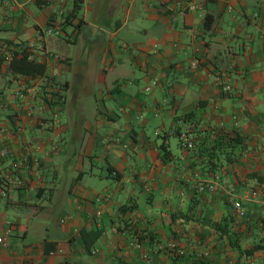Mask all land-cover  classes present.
Here are the masks:
<instances>
[{
	"label": "crops",
	"instance_id": "0c3cea01",
	"mask_svg": "<svg viewBox=\"0 0 264 264\" xmlns=\"http://www.w3.org/2000/svg\"><path fill=\"white\" fill-rule=\"evenodd\" d=\"M189 1L198 8L183 16L179 5ZM0 6V124L13 130L14 148L43 143L30 184L0 185V201L19 209L0 216V234L11 228L0 264H189L205 252L212 264H264L261 252L239 261L213 226L230 228L246 247L264 237V0ZM53 22L62 35L47 37ZM31 41L68 61L45 64L48 77L12 70L11 47ZM19 81H50L59 99H19ZM185 129L191 150L176 133ZM236 134L244 141L235 162L205 168L203 147ZM252 190L256 198L247 197ZM171 242L180 254L158 250Z\"/></svg>",
	"mask_w": 264,
	"mask_h": 264
},
{
	"label": "built area",
	"instance_id": "2783aa9c",
	"mask_svg": "<svg viewBox=\"0 0 264 264\" xmlns=\"http://www.w3.org/2000/svg\"><path fill=\"white\" fill-rule=\"evenodd\" d=\"M3 3H7L9 0H1ZM13 6L10 7L13 10ZM198 8V4L194 1H189L184 5H179V13L181 15H186L188 12L195 11ZM47 37H54L62 35L61 26L57 23H51L45 30L42 32ZM29 59L34 60L38 63L49 64L52 60H56L60 64H64L68 61L67 56L62 54H56L52 51L44 49L36 41H31L27 44ZM200 64V60L196 59L193 62V67H197ZM50 65V64H49ZM156 81H153L151 85L146 87V91L150 92ZM53 92H55L54 86L51 85L50 81H19V86L17 88V96L19 99H30L32 97H38L40 94L45 98L50 104L55 105L57 99L54 98ZM57 118V114L54 115V119ZM21 126L17 127V132L22 131ZM13 130L6 125L0 124V169L1 164L4 161L5 167L0 170V185L5 186H19V185H28L31 183V164L30 161L32 158L37 162V158L34 157L33 152L43 148V143L38 142L36 145L31 143H25L19 148H14L10 144L12 139ZM179 140L184 148L191 150L194 147L193 137L189 129L180 131L178 135ZM54 152L57 151L56 145L54 147ZM32 157V158H31ZM258 196L257 190H252L247 193V197L256 198ZM232 205L236 211V215L239 218H244L246 216V209L244 208L242 199L235 198L232 200ZM95 216L98 220L101 219V213L96 212ZM64 220V219H63ZM11 234V228H3L2 233L0 234V244L5 242L6 237ZM158 250L164 251L176 250V244L174 242L168 243L166 245H160ZM177 251V250H176ZM178 252V251H177ZM180 254V252H178ZM207 252L201 254V256L206 258Z\"/></svg>",
	"mask_w": 264,
	"mask_h": 264
},
{
	"label": "trees",
	"instance_id": "16d2710c",
	"mask_svg": "<svg viewBox=\"0 0 264 264\" xmlns=\"http://www.w3.org/2000/svg\"><path fill=\"white\" fill-rule=\"evenodd\" d=\"M79 9V3L75 4V7L73 9V12H71V15ZM70 19V16L66 19V21L63 22L65 24ZM13 43V42H12ZM19 50L14 49L12 46L11 50V57L9 61V66L12 70L20 73V74H30L32 76H42V77H48L47 74V66L42 63H37L34 60L29 59V54L27 51V44L21 43ZM60 93L53 92L54 98L59 99L58 95ZM45 97V96H44ZM177 135L180 134V131H176ZM243 136L240 134L231 135L227 140L223 139L221 137L218 141L215 139V143L212 147L207 148L203 147L208 151L206 154V159L203 162L205 168H208L210 171H218L226 164H233L236 160V156L238 154L237 147L243 143ZM163 155L165 156L169 151L165 148V145L162 144L161 146ZM253 178H256L254 175ZM0 184L1 180H0ZM233 206V205H232ZM128 208V207H127ZM125 208V209H127ZM132 208V207H130ZM173 219L177 218L178 216H182L185 219L191 220V216L187 214H178L174 213ZM246 217V216H245ZM244 217V218H245ZM214 226V232L217 234L218 239L226 238L229 241L230 246L237 250L240 254L241 258H239V261L242 259V257L250 258L252 257L256 252H261L264 254V237H262L259 240H253L252 244H250L248 247L243 246L240 243L238 235H232L231 229L226 226H219L218 224H213ZM234 236V237H233ZM191 261H188L189 264H212L211 260L203 259V258H196L191 257ZM57 264H72L68 260H64L61 262H58ZM119 264H127V263H119Z\"/></svg>",
	"mask_w": 264,
	"mask_h": 264
},
{
	"label": "rangeland",
	"instance_id": "374dc122",
	"mask_svg": "<svg viewBox=\"0 0 264 264\" xmlns=\"http://www.w3.org/2000/svg\"><path fill=\"white\" fill-rule=\"evenodd\" d=\"M1 8H2V6H0ZM54 37H57V36H54ZM86 103L89 105V107H90V103H91V99L89 98V96L87 95V99H86ZM55 112H56V109H55ZM57 114H59L60 113V110H59V113H58V111L56 112ZM176 143H177V141H176ZM175 142L173 143L174 145L176 144ZM5 202H6V200H5V198H3L1 201H0V216H2V215H8V216H12V217H15L14 215H12V214H17L15 211H17L18 213H19V209L18 210H15L13 207H9V208H6V206H5ZM7 209V210H6ZM25 210H27V209H25ZM24 211V210H23ZM22 212V211H21ZM20 212V213H21ZM27 212V211H26ZM23 214L25 213V211L24 212H22ZM210 256V255H209ZM252 263H254L255 264V262L254 261H252ZM241 264H245V261H243V262H241ZM248 264H251V263H248ZM257 264V263H256Z\"/></svg>",
	"mask_w": 264,
	"mask_h": 264
}]
</instances>
